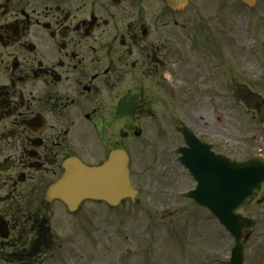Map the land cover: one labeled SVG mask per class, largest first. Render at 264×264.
I'll list each match as a JSON object with an SVG mask.
<instances>
[{
  "label": "flooded vegetation",
  "instance_id": "flooded-vegetation-1",
  "mask_svg": "<svg viewBox=\"0 0 264 264\" xmlns=\"http://www.w3.org/2000/svg\"><path fill=\"white\" fill-rule=\"evenodd\" d=\"M222 9L223 0H0V264H163L160 250H174V240L180 257L171 264H232L234 240L217 221L216 260L208 261L207 229L198 251L188 248L187 228L211 217L193 200L176 219L164 217L180 212L170 204L159 217L128 216L142 206L135 179L145 159L178 164L195 186L177 153L187 128L215 154L224 155L213 136L234 161L264 159V38L246 47L258 70L245 81L237 65L225 82L220 33L207 21ZM207 95L195 118L185 113ZM224 107L236 110L226 145ZM112 155L115 179L127 163L132 196L116 179L110 202L71 211L47 198L71 163L95 167ZM100 206L109 214L97 217ZM238 213L249 219L242 264H264V189Z\"/></svg>",
  "mask_w": 264,
  "mask_h": 264
},
{
  "label": "rangeland",
  "instance_id": "rangeland-1",
  "mask_svg": "<svg viewBox=\"0 0 264 264\" xmlns=\"http://www.w3.org/2000/svg\"><path fill=\"white\" fill-rule=\"evenodd\" d=\"M207 21L210 25V27L218 28V33H220L217 37V39H221V48L224 51L223 54V69L225 71L224 73V81H226L227 78H229L228 71L230 69L233 70V74L235 75L237 65L239 76H243L245 78V81L249 77L246 74H251L252 72H255L258 70L255 57H253L248 51H246L247 44L250 42L249 38H264V0H256L255 7L252 9H248L244 6H242L240 3H238L237 0H223V9L218 12H211L207 14ZM213 31H216L214 29ZM228 46H230V49L228 50ZM264 48V46H263ZM238 49L240 50L238 52ZM235 50V51H234ZM234 51V52H232ZM238 76V77H239ZM228 80V79H227ZM262 97H264V93L258 94ZM223 96V102L226 106H231V101L229 102V99L231 98V94H227L224 92L222 94ZM210 102V95H207V98L205 101H199L198 105H195L193 102L191 104V107L188 109L186 114L189 116L195 118L196 114L201 113L200 109L203 105L209 104ZM216 100H214L213 105L215 104ZM236 110H233L231 108H223V122H224V138L229 139L224 142V144H228L231 142V140L235 137V131L233 129V123L232 119L234 117ZM243 121L245 118H242ZM213 140L211 143L215 145L217 150L219 152H223L225 155H228L232 158L237 157V153H234L229 149L224 147H217L219 145L218 142H216L215 136H213ZM178 143V142H177ZM176 143V144H177ZM129 149H134L133 144H129ZM172 147V146H171ZM153 161V159H152ZM150 159H145L143 162V169L141 172H137L136 181L141 182L143 185V199H142V206L137 209L136 211H131L129 209L128 216L133 217L132 215L136 216L137 211L138 213L141 211V214H137V217H159V211H161V207L164 205H177V209L180 210V212H174L171 216H164V217H174L175 219L177 217L185 216L186 214H189L191 211V208L187 211H184L186 208V204L188 202H182L179 201L176 198H179V194H183L186 192L191 186L192 181L179 166L172 165L167 159L165 158V167L164 166H158L154 165ZM135 170L137 171V168L135 167ZM163 175L162 179H159V177ZM161 193V197L160 194ZM182 196V195H181ZM180 198L182 199V197ZM179 198V199H180ZM174 203V204H173ZM135 210V209H134ZM77 217H83V212L86 213L87 209L79 210ZM96 215L97 217H104L103 214L108 213L106 211V208H103L102 206L96 208ZM109 214V213H108ZM132 214V215H131ZM193 212H191V215ZM64 217H67L64 215ZM111 217L113 216V213H111ZM162 217V216H161ZM204 225V226H203ZM214 223L213 221L209 220L208 223L205 225L201 221L199 222H193L192 225H190L186 231L190 233L187 238V246L188 248H191L192 251H198V248L201 244L200 237H199V230L207 229L208 231V245L209 250L208 253L211 255L212 258L216 256L218 252H220V249H217L216 247V241H215V232L213 227ZM162 229V227L160 228ZM197 232V233H196ZM195 234V235H194ZM174 240V239H173ZM172 242V241H171ZM174 244H169L170 248L174 249L170 252L166 249L160 250V259L163 264H168L170 260V255L176 254L177 260H179V252H178V241L174 240ZM164 248V247H163ZM220 254V253H219ZM172 259V258H171ZM191 263L195 261V258L193 257L192 261L189 259ZM197 261V258H196ZM165 262V263H164ZM179 262V261H178ZM180 264V263H176Z\"/></svg>",
  "mask_w": 264,
  "mask_h": 264
},
{
  "label": "water",
  "instance_id": "water-1",
  "mask_svg": "<svg viewBox=\"0 0 264 264\" xmlns=\"http://www.w3.org/2000/svg\"><path fill=\"white\" fill-rule=\"evenodd\" d=\"M171 5L179 0H165ZM253 7L254 0H239ZM186 149H180V162L187 168L197 182L190 197L199 205L206 207L225 229L235 238L241 235L244 221L235 214V210L250 202L264 185V164L257 158L247 163L231 162L228 158L214 155L209 145L199 143L193 136L185 135ZM114 155L99 167H87L81 164L69 166L63 177L53 185L47 198L57 197L70 208L83 199H102L109 201V195L115 189L116 180L122 185L121 191L130 193L128 173L125 164L121 166V175L116 179L111 174ZM119 190V189H117ZM235 263L242 260V246L233 249Z\"/></svg>",
  "mask_w": 264,
  "mask_h": 264
}]
</instances>
